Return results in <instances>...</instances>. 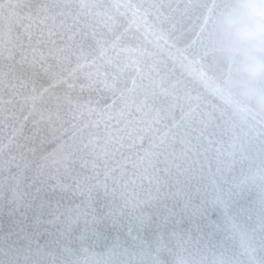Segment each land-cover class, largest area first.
<instances>
[{"label": "water", "instance_id": "obj_1", "mask_svg": "<svg viewBox=\"0 0 264 264\" xmlns=\"http://www.w3.org/2000/svg\"><path fill=\"white\" fill-rule=\"evenodd\" d=\"M229 5L0 0V264H264Z\"/></svg>", "mask_w": 264, "mask_h": 264}, {"label": "clouds", "instance_id": "obj_2", "mask_svg": "<svg viewBox=\"0 0 264 264\" xmlns=\"http://www.w3.org/2000/svg\"><path fill=\"white\" fill-rule=\"evenodd\" d=\"M221 50L238 58L240 73L248 82L264 79V0H230L217 19ZM258 114H264V89L251 84L243 88ZM264 180V176L259 177ZM246 254L252 249L245 247Z\"/></svg>", "mask_w": 264, "mask_h": 264}]
</instances>
